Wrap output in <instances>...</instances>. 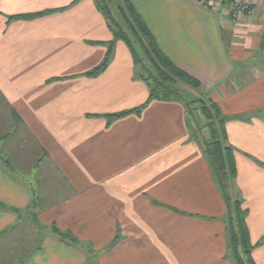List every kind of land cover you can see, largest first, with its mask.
<instances>
[{"label": "crops", "instance_id": "obj_1", "mask_svg": "<svg viewBox=\"0 0 264 264\" xmlns=\"http://www.w3.org/2000/svg\"><path fill=\"white\" fill-rule=\"evenodd\" d=\"M128 1L226 117L264 264V3L232 20L226 0ZM98 2L0 0V264H235L208 131L182 102L148 100L123 40L86 75L114 38Z\"/></svg>", "mask_w": 264, "mask_h": 264}, {"label": "trees", "instance_id": "obj_2", "mask_svg": "<svg viewBox=\"0 0 264 264\" xmlns=\"http://www.w3.org/2000/svg\"><path fill=\"white\" fill-rule=\"evenodd\" d=\"M107 23L114 28V38L107 43V51L102 62L88 71L86 75H94L101 71L109 62L114 42L123 40L128 46L134 63L140 64L148 73L147 76L137 75L144 80L149 87L148 100L158 98L162 100L180 101L190 114V103L196 104L195 108L206 119L204 126L208 129V140L202 145V152L207 157L212 169L214 178L220 191L224 194L226 203V230L227 249L230 258L235 264H255L251 251L255 246L250 239L246 223V209L237 198H231L228 194L230 181L236 176V164L232 147L226 142L225 121L226 117L221 113L218 105L206 94L199 91V82L175 65L157 46L152 34L146 27L141 16L134 10L128 0H124L120 7L121 17L126 24V30L120 27L112 17L107 1L101 0L98 3ZM134 42L137 43L138 50ZM141 53V54H140ZM149 63L146 66V63ZM182 82L197 89L198 98L183 100L181 95L186 92L178 87L177 83ZM141 107L130 110L139 113ZM125 111L116 116L128 113ZM51 232L60 239L76 242L77 240L67 232L60 231L57 227L51 226ZM264 240V236L262 238ZM261 240V241H262ZM33 264V263H30Z\"/></svg>", "mask_w": 264, "mask_h": 264}, {"label": "rangeland", "instance_id": "obj_3", "mask_svg": "<svg viewBox=\"0 0 264 264\" xmlns=\"http://www.w3.org/2000/svg\"><path fill=\"white\" fill-rule=\"evenodd\" d=\"M98 1H99L98 3H101V0H98ZM104 1H107L109 7H111L112 17L118 22V24L120 25L121 28L126 30V24L124 23V21L121 17L120 10H118V8H116L117 3H118L117 0H104ZM121 6H123V4ZM262 8H264V7L262 6ZM134 45H135L136 49L138 50L137 43L134 42ZM145 63H146V66L149 65V63H147V62H145ZM136 66H137L136 67V74L137 75H142V76L148 75V73L141 67L140 64H136ZM177 85H178V87H180V88L184 89L186 92H188V93H184L181 95L183 100H188V99L199 97V95H198L199 93L197 92V89H193L191 86L184 84L182 82H178ZM188 105H189L188 107L190 110L189 118L192 119L193 125L194 124L200 125L199 129H201L202 130L201 133L204 134V132L208 131V129L204 125L201 126L200 123L204 124L206 122V119L202 116V114L199 111L194 109L196 104L190 103ZM231 182L232 181H230V185H229L230 192L228 190V194H230L231 198H234V195L232 193L233 191H232V187H231L232 186ZM17 245H20V243H18Z\"/></svg>", "mask_w": 264, "mask_h": 264}, {"label": "built area", "instance_id": "obj_4", "mask_svg": "<svg viewBox=\"0 0 264 264\" xmlns=\"http://www.w3.org/2000/svg\"><path fill=\"white\" fill-rule=\"evenodd\" d=\"M199 1L204 6L211 5L213 0H194ZM229 4V13L232 20H235L237 16L244 12L246 15L250 16L252 15L254 9L256 8L255 4H253L252 1L255 2H263L264 0H226Z\"/></svg>", "mask_w": 264, "mask_h": 264}]
</instances>
